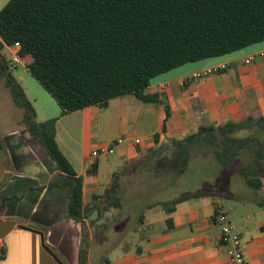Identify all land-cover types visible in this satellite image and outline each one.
I'll list each match as a JSON object with an SVG mask.
<instances>
[{"label":"trees","instance_id":"16d2710c","mask_svg":"<svg viewBox=\"0 0 264 264\" xmlns=\"http://www.w3.org/2000/svg\"><path fill=\"white\" fill-rule=\"evenodd\" d=\"M261 42L264 0H10L0 11V80L14 104L24 111L22 124L55 164L56 174L48 189L65 192V215L82 228L80 264L89 261L87 222L92 227L94 213L102 216L123 208L121 178L132 164L114 175L100 202L86 206L83 178L56 140L58 119L37 121L33 104L13 75L16 68L3 57L5 46L19 44V56L32 58L28 71L56 100L61 116H66L92 106L106 108L110 101L128 95L144 102H158L157 95L147 93L154 78ZM161 102L167 122L171 110ZM159 138L155 136L156 144ZM203 148L210 150L223 168L239 173L254 190L264 187L263 117L201 126L196 134L151 151L138 164H146L152 177L182 174L192 151ZM247 157L252 161L248 167L242 165ZM179 166L182 168L178 170ZM136 174L143 180L142 172ZM206 196L219 195L199 191L152 206L160 205L171 214L179 204ZM6 202L3 198L0 210Z\"/></svg>","mask_w":264,"mask_h":264},{"label":"crops","instance_id":"0c3cea01","mask_svg":"<svg viewBox=\"0 0 264 264\" xmlns=\"http://www.w3.org/2000/svg\"><path fill=\"white\" fill-rule=\"evenodd\" d=\"M19 50L5 46L3 57L10 61L19 55ZM20 60L26 68L32 62L30 56L20 57ZM222 68L225 69L222 73L195 77L207 70ZM147 93L157 95L159 101L144 102L134 95L110 101L105 109L112 108V111L106 115V121L113 134L95 147L92 141L98 137L91 134V129L99 128L102 108L92 106L61 116V109L52 107L46 113L48 118L44 122L58 119L56 140L76 173L83 178L86 206H95L102 200L100 197L111 186L114 175L127 164L138 163L147 159L151 151L196 134L201 126L264 118V42L162 74L152 80ZM161 101L171 110L167 122ZM36 113L38 118L37 110ZM19 122L23 125L22 120ZM23 131L29 136L28 130ZM18 133L15 129L0 131V205L3 198L7 199L0 210V239L6 249L0 264H80L82 229L65 215V192L59 188L48 189L56 174L55 164L48 163L49 169L54 171L49 174V169L42 165L25 163V153L16 137ZM156 135L160 137L158 144ZM118 140L123 143L115 146L112 154L92 157L102 146L116 144ZM135 140H140V145H136ZM236 175L243 178L239 173ZM203 191L219 196L185 201L171 214L160 205H152L172 200L146 205L134 230L124 234L113 246L103 229L94 240L90 230L95 228L94 224L88 229V264H228V249L221 242L222 226L215 217L217 207L227 211L233 222L224 200L242 202L244 206L253 203L251 205L259 206V210H264V200L254 203L218 190ZM254 192H264V187ZM223 194L228 197L224 198ZM143 195V190L137 189L136 200L141 201ZM95 214L97 212L93 216ZM251 214L243 211L237 228L248 264H264V219L253 222Z\"/></svg>","mask_w":264,"mask_h":264},{"label":"rangeland","instance_id":"374dc122","mask_svg":"<svg viewBox=\"0 0 264 264\" xmlns=\"http://www.w3.org/2000/svg\"><path fill=\"white\" fill-rule=\"evenodd\" d=\"M9 1L10 0H0V11ZM12 66L14 68V64H12ZM13 75L24 88L26 95L33 104L35 110L38 111L39 117L37 118V121L40 123L44 122L43 120L48 118L46 113L50 112L52 107L61 109L51 94L28 71L23 61L16 66ZM0 93V124L2 125L0 131L8 132L13 129L18 130L19 133L16 137L19 139L23 153H25L24 162L34 166L42 165L48 170V163H50V161L47 158L45 150L31 134L27 136L26 132L23 131L24 129L27 130V128L24 125H21L20 122L18 123L19 120L23 119L24 111L15 106L11 93L5 87L2 80H0ZM111 109L112 108L106 110L105 108H102L103 114L100 115L99 118V128L91 129V134L98 137L96 140L92 141L94 147L97 143L109 138L113 134L106 121V115L111 114ZM207 151L209 154L205 156L204 153ZM102 162H105V159H103ZM251 162V159L247 157L243 159L242 165L248 167L252 164ZM261 165L264 169V159L261 161ZM131 167L125 171L126 173L121 178L123 208L112 209L109 212L104 213L102 216L98 213L95 214L92 218L96 224L93 229L89 226V221L87 222L88 229L91 228L90 230L95 241L99 236L101 229H103V231H106L109 235L111 245H116L124 234H128L130 231L134 230L138 216L142 210H144L146 205L151 202L173 200L209 189L232 194L240 200H252L253 202L255 200L259 202L264 200V192L256 194L257 192H254V190L246 184L244 178L236 175V171L223 168L213 158L212 152L207 150V148L192 151L191 161L188 164L186 171L182 174L165 173L151 178L152 172L150 173L146 164L140 165L138 163H132ZM180 168H182V166H179L177 169L179 170ZM138 171L142 172L143 180H141L136 174ZM52 172L54 171L50 168L48 173L52 174ZM45 174V176L48 177V174ZM54 176L55 175L53 174V177ZM137 189L143 190L144 198L141 201H138L135 198ZM223 202L225 208L230 212L231 218L236 227H238L239 222H241L243 211L252 213L251 217L253 218V222L264 219V210H259V206L257 208L252 206L251 204L253 203H250L251 206L248 204L247 206H244V204H241L242 202L236 203V201L227 200H224ZM89 244L90 243H88V245Z\"/></svg>","mask_w":264,"mask_h":264},{"label":"built area","instance_id":"2783aa9c","mask_svg":"<svg viewBox=\"0 0 264 264\" xmlns=\"http://www.w3.org/2000/svg\"><path fill=\"white\" fill-rule=\"evenodd\" d=\"M8 48H20L19 44L14 46H7ZM10 62L14 64L21 63L20 56L15 55ZM224 69V68H222ZM221 69H211L207 70L201 74H197L195 77H202V76H210L212 74L219 73ZM123 143V140H118L116 144H108L102 146L98 149V151L92 153L93 158H97L101 155H109L112 154L114 151L115 146L120 145ZM134 143L136 145H140V140H135ZM217 220L219 224L222 226V233H221V242L224 246L228 249L229 255V263L228 264H248L247 259L244 254L243 248V239L241 234L238 231L236 225L231 221L229 213L224 211L221 207L218 208V216ZM6 255V249L4 243L0 239V259L4 258Z\"/></svg>","mask_w":264,"mask_h":264}]
</instances>
